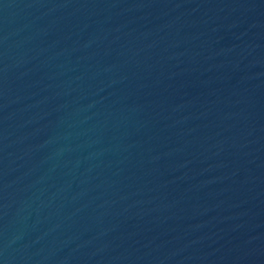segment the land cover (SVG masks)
Returning <instances> with one entry per match:
<instances>
[{
  "label": "water",
  "instance_id": "obj_1",
  "mask_svg": "<svg viewBox=\"0 0 264 264\" xmlns=\"http://www.w3.org/2000/svg\"><path fill=\"white\" fill-rule=\"evenodd\" d=\"M0 264H264V0H0Z\"/></svg>",
  "mask_w": 264,
  "mask_h": 264
}]
</instances>
